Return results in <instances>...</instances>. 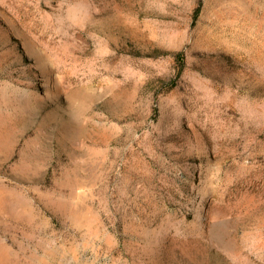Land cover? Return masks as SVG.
<instances>
[{
  "label": "rangeland",
  "instance_id": "rangeland-1",
  "mask_svg": "<svg viewBox=\"0 0 264 264\" xmlns=\"http://www.w3.org/2000/svg\"><path fill=\"white\" fill-rule=\"evenodd\" d=\"M0 264H264V0H0Z\"/></svg>",
  "mask_w": 264,
  "mask_h": 264
},
{
  "label": "trees",
  "instance_id": "trees-1",
  "mask_svg": "<svg viewBox=\"0 0 264 264\" xmlns=\"http://www.w3.org/2000/svg\"><path fill=\"white\" fill-rule=\"evenodd\" d=\"M179 55L182 57V58L179 57V60H180V62L182 63V64H181V71H183V70H184V67H185L184 56H182L183 53H182V54L179 53Z\"/></svg>",
  "mask_w": 264,
  "mask_h": 264
}]
</instances>
